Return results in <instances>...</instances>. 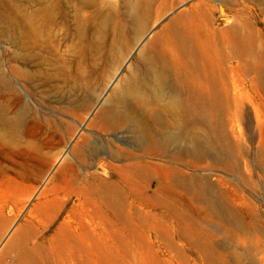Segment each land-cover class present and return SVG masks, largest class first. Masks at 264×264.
Wrapping results in <instances>:
<instances>
[{
  "label": "rangeland",
  "instance_id": "374dc122",
  "mask_svg": "<svg viewBox=\"0 0 264 264\" xmlns=\"http://www.w3.org/2000/svg\"><path fill=\"white\" fill-rule=\"evenodd\" d=\"M91 1L0 0V252L10 242L12 255L34 247L24 264H264V168L258 158L264 153V101L243 75L242 61L222 64L236 74L242 107L240 133L232 115L224 116L228 134L241 139L239 171L206 162L186 169L207 174L233 207L231 218L197 208L171 185L177 173L165 169H156L151 180L142 177L138 186L132 179L122 183L128 201L121 216L84 183L94 171L118 179L107 165L109 150L118 145L111 134L120 131H104L94 121L98 100L147 40L203 0H154L153 8L174 4L134 40L123 0ZM205 8L209 26L222 34L243 15L250 18L256 50L264 53V21L255 3L207 0ZM134 197L137 209L130 204Z\"/></svg>",
  "mask_w": 264,
  "mask_h": 264
},
{
  "label": "bare ground",
  "instance_id": "6f19581e",
  "mask_svg": "<svg viewBox=\"0 0 264 264\" xmlns=\"http://www.w3.org/2000/svg\"><path fill=\"white\" fill-rule=\"evenodd\" d=\"M153 1L123 0L131 23V40L142 33L149 20L174 4V1H162L153 8ZM223 1L232 4L236 0ZM247 1L255 3L256 15L264 21V0ZM206 2L199 1L181 11L147 40L134 62L114 82L108 96L98 100L94 121L103 123L104 131H120L111 134L118 145L109 150L107 165L118 173V179L100 178L94 171L85 174L84 183L94 186L95 193L113 215L124 214L128 201L122 183L132 179L136 184L142 177L151 180L156 169L177 173L171 183L173 188L183 192L182 195L206 214L220 218H231L233 214V207L207 174L188 173L186 169L206 162L232 173L239 171L238 158L243 154L241 139L228 134L224 116L232 115L240 133L238 119L242 107L235 92L236 74L227 72L222 64L234 62L238 66L242 61L243 75L251 82L257 97L264 101V53L256 50L250 18L240 14V22H233L224 34L219 33L209 26L208 18L203 15ZM229 32L231 37L226 36ZM96 40L94 45L100 46L99 39ZM130 43L129 39L124 40V49L129 48ZM126 135L130 139L127 146H123ZM78 150L79 145L76 146L79 156ZM121 158L123 163H112ZM258 158L264 168V153L260 152ZM165 199L161 201H172ZM130 204L136 209L139 207L135 197ZM10 248L11 242L0 252V264H24L25 254L34 247L13 255Z\"/></svg>",
  "mask_w": 264,
  "mask_h": 264
}]
</instances>
